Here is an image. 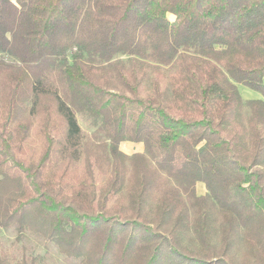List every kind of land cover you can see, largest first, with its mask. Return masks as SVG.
I'll list each match as a JSON object with an SVG mask.
<instances>
[{
	"label": "trees",
	"instance_id": "1",
	"mask_svg": "<svg viewBox=\"0 0 264 264\" xmlns=\"http://www.w3.org/2000/svg\"><path fill=\"white\" fill-rule=\"evenodd\" d=\"M0 52V264H40L12 229L79 264H264V0H0Z\"/></svg>",
	"mask_w": 264,
	"mask_h": 264
},
{
	"label": "rangeland",
	"instance_id": "2",
	"mask_svg": "<svg viewBox=\"0 0 264 264\" xmlns=\"http://www.w3.org/2000/svg\"><path fill=\"white\" fill-rule=\"evenodd\" d=\"M168 16L171 20H174L173 15L169 14ZM0 57L9 62L16 61L15 58L8 55L7 53L0 52ZM237 85L244 100L256 99L261 97V95L254 90L242 84ZM78 119L82 126V129L87 134H92L93 128L91 127L89 122L86 121L81 114L78 115ZM121 149L127 154H133L136 152H142L144 150V146L142 143L125 141L121 143ZM197 192L200 195H203L207 192L203 183L197 184ZM15 237L16 232L13 229L2 232L4 249L7 252L15 255L18 259L22 258L23 255H32L40 257V264H79L78 260L69 259L61 254L58 248L52 243H48L30 234L22 242L16 243Z\"/></svg>",
	"mask_w": 264,
	"mask_h": 264
}]
</instances>
